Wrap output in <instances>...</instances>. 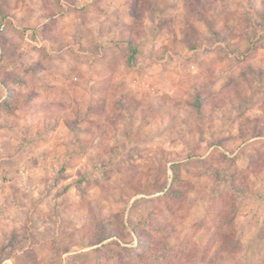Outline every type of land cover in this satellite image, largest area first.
<instances>
[{"label": "rangeland", "instance_id": "obj_1", "mask_svg": "<svg viewBox=\"0 0 264 264\" xmlns=\"http://www.w3.org/2000/svg\"><path fill=\"white\" fill-rule=\"evenodd\" d=\"M173 163L198 244L209 165L247 170L221 264H264V0H0V264H155L123 221Z\"/></svg>", "mask_w": 264, "mask_h": 264}, {"label": "trees", "instance_id": "obj_2", "mask_svg": "<svg viewBox=\"0 0 264 264\" xmlns=\"http://www.w3.org/2000/svg\"><path fill=\"white\" fill-rule=\"evenodd\" d=\"M131 54L129 64L137 62L138 50L132 41ZM179 163L172 164L173 176L169 188H164L162 197L154 196L150 200L146 198L150 193L149 186L143 182L139 183L138 188L143 196L137 198L131 206L130 217L126 218L123 223L125 228L138 238L139 244H143L145 239L153 240L155 247L153 254L155 255V264H221L226 253H233L241 248V240L237 236V230L234 226V220L238 214V206L234 203L230 204V211L226 213L220 208L215 197L222 194V186L226 185L230 188L231 195L236 197L238 194L249 193L247 188L241 183V179L246 175V169L235 168L234 170L219 168L213 170L209 165V173L215 185L210 195L211 205L208 206L207 216L201 221V227L205 229L207 241L204 244H198L194 239V233H183L180 231L178 223L175 220V204L179 198L189 199L188 187L193 185L190 180L182 178ZM167 172V168H165ZM162 174L159 173V180L154 184L159 187ZM177 185V187H175ZM145 187V188H143ZM226 199V198H224ZM164 200V204H151ZM149 202L146 206V203ZM140 211V212H139ZM174 219V220H173ZM168 223H170L169 227ZM200 227V228H201ZM154 231V232H152ZM130 243L125 239L121 230L117 227L113 232L105 234L100 241H114L117 244L121 242ZM152 249V248H151Z\"/></svg>", "mask_w": 264, "mask_h": 264}, {"label": "crops", "instance_id": "obj_3", "mask_svg": "<svg viewBox=\"0 0 264 264\" xmlns=\"http://www.w3.org/2000/svg\"><path fill=\"white\" fill-rule=\"evenodd\" d=\"M3 95H5V94L3 93Z\"/></svg>", "mask_w": 264, "mask_h": 264}]
</instances>
